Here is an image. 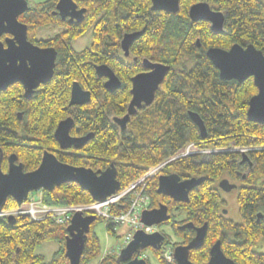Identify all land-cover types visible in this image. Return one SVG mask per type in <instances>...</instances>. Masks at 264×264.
<instances>
[{
	"label": "trees",
	"instance_id": "obj_1",
	"mask_svg": "<svg viewBox=\"0 0 264 264\" xmlns=\"http://www.w3.org/2000/svg\"><path fill=\"white\" fill-rule=\"evenodd\" d=\"M58 1L31 6L20 17L29 27V40L40 47H54L58 58L52 80L41 85L30 100L25 98L20 84L0 92V146L5 156L16 154L27 172L39 167L44 150L54 152L63 163L94 171L106 170L114 163L121 188H125L153 165L180 154L189 144L222 150L169 164L166 174L177 173L182 178L204 176L206 180L190 193L189 203H176L159 195L158 179L151 180L147 191L152 208L164 204L173 214L182 211L187 220L208 224L207 242L193 253L195 261L204 262L209 247L220 239L225 254L237 264H264V253L255 250L264 238V217L259 218L264 215V125L247 116L249 100L257 88L253 78L243 83L222 80L206 54L210 47L230 49L234 44H252L264 53V0H205L224 13V34L212 32L209 22H193L184 0L176 14L153 10L152 0H75L80 9H86L85 19L75 24L55 14ZM51 25L60 27L62 32L38 39L37 31ZM89 30L93 38L91 47L76 51L73 41ZM139 31L142 35L131 47V55L138 60H129L120 53L121 41L125 34ZM186 57L193 60L191 68L182 66ZM145 58L172 69L155 102L132 116L127 129L122 130L113 120L127 114L132 98L131 80L145 69ZM100 65H108L115 72L121 80L119 89L110 91L105 87V78L99 77L96 70ZM75 81L91 91L89 105L70 107ZM191 111L203 119L206 139L192 121ZM23 112L24 119L20 120ZM70 116L75 119L73 136L92 133L94 137L81 149L64 151L54 134L59 122ZM235 148L253 150L249 153L252 166L244 167L245 180L240 177L243 157L231 151ZM6 161L3 170H7ZM225 174L241 180L243 185L238 194L241 224L221 214L224 202L214 184ZM40 194L50 206L94 202L75 183ZM17 207V202L9 198L4 210ZM124 210L120 206L119 212ZM101 222L104 221L98 218L92 226L81 264H89L101 253V241L95 231ZM106 226L115 233L117 226ZM228 231L233 234L232 239L224 235ZM66 235V227L49 218L37 222L19 216L15 224H10L0 217V264H70L65 251ZM53 240L59 241L61 247L47 261L36 249ZM151 250L159 264H177L166 261L163 251ZM117 256L106 257L99 264H118Z\"/></svg>",
	"mask_w": 264,
	"mask_h": 264
},
{
	"label": "water",
	"instance_id": "obj_2",
	"mask_svg": "<svg viewBox=\"0 0 264 264\" xmlns=\"http://www.w3.org/2000/svg\"><path fill=\"white\" fill-rule=\"evenodd\" d=\"M153 10L176 14L180 10V0H152ZM27 0H0V92L7 91L15 84L25 88V97L31 99L40 85L49 83L55 72L58 52L54 47H40L29 40V27L20 21V17L30 10ZM86 9H80L75 0H59L55 14L62 20L75 24L85 19ZM192 21H206L211 24V31L224 34L225 15L215 11L207 2L195 4L190 9ZM142 32L127 33L121 45L125 56L130 55V47L140 38ZM6 36L4 39H2ZM200 47V41H198ZM208 58L218 69L220 78L225 81L235 80L239 83L253 78L257 93L248 103L247 116L250 121L264 125V53L254 45L242 46L234 44L230 49L210 47L206 52ZM146 72L132 78V99L128 112L124 117H115L114 122L126 130L132 116L144 107L151 106L160 87L164 84L172 67L164 63H155L149 59L143 60ZM99 77L107 78L105 87L116 91L121 87V81L108 65L96 68ZM92 102L91 91L85 90L78 81L73 82L70 97V107L86 106ZM22 115V114H21ZM192 121L200 129L203 139H206L207 128L201 116L191 111ZM75 126V119L70 116L59 122L55 139L61 150L83 148L94 135L75 137L71 134ZM4 151L0 146V214L3 212L7 200L13 198L19 207L25 204L31 193L53 191L67 183L78 184L82 190L88 192L94 202L103 203L110 196L121 189L118 171L114 163L106 170L94 171L85 167H75L61 162L54 152L44 150L39 167L31 172L25 171L23 163H17L18 157L11 155L9 169L4 172L2 163ZM248 155H243L242 163L248 161ZM206 177H192L185 180L179 174H165L158 179L157 193L170 197L176 203H189L190 193L200 186ZM220 187L230 192L237 188L228 179L220 182ZM264 215H259L263 218ZM171 219L169 207L161 204L159 207L146 210L142 214V222L147 226H161ZM98 221L95 215L85 216L77 213L71 224L66 228L65 240L66 257L70 264H81L88 235L92 226ZM10 224L16 223V218H9ZM186 227H192L187 225ZM208 226L197 228V236L187 246H177L174 249V259L177 264H195L190 261L191 250L204 245ZM165 235L161 232L148 234L138 230L133 240L124 247L117 257L118 264H149L140 258L147 249L161 251L165 242ZM208 264H237L227 257L221 248V241H217L211 249V259Z\"/></svg>",
	"mask_w": 264,
	"mask_h": 264
},
{
	"label": "built area",
	"instance_id": "obj_3",
	"mask_svg": "<svg viewBox=\"0 0 264 264\" xmlns=\"http://www.w3.org/2000/svg\"><path fill=\"white\" fill-rule=\"evenodd\" d=\"M250 148H235L231 151L248 153ZM220 152L222 150H215ZM209 150L202 151L194 144L187 145L184 150L168 161L160 163L149 168L137 181L128 187L121 188L118 193L110 196L105 202L98 203H79L64 206H50L43 202L41 196L30 197L21 207L3 210L0 214L1 218L9 220L11 217L26 216L33 221H43L51 219L56 225L68 227L73 217L77 213L85 216L95 215L104 219L107 223L115 226L127 225L129 230L124 237V243L127 246L138 230H143L148 234L159 232L156 225L147 226L142 222V214L146 210L152 209V198L148 193V187L154 178L160 176L166 167L180 158H186L199 153H208ZM120 206H124L125 210L120 211ZM123 208V207H122ZM174 249L172 244L163 247V257L168 262H173Z\"/></svg>",
	"mask_w": 264,
	"mask_h": 264
},
{
	"label": "rangeland",
	"instance_id": "obj_4",
	"mask_svg": "<svg viewBox=\"0 0 264 264\" xmlns=\"http://www.w3.org/2000/svg\"><path fill=\"white\" fill-rule=\"evenodd\" d=\"M30 4V6H36L37 4L44 3L48 0H27ZM62 29L58 26H48V27H42L37 31V38L38 39H48L50 37H54L57 34L61 33ZM92 31L89 30L87 33H85L83 36L79 37L78 39L74 40L72 43L73 48L76 51H82L86 48H90L92 45ZM192 59L186 57L184 59V62L182 66H190V68L193 66ZM201 149V148H200ZM202 151L206 149H201ZM201 156H205V153H201ZM234 181V180H233ZM219 182L216 183V186L219 187ZM235 182V181H234ZM215 186V187H216ZM221 197L223 201L225 202L223 204L222 212L227 211V217L234 221L236 224L242 223V217L240 215L239 210V204H238V194L239 189H234L231 192H224L220 190ZM31 197H39L41 196L40 192H35L30 194ZM182 211H175L174 215L181 216L183 214ZM177 216V217H178ZM160 232L163 234H166V236L171 237L170 241L172 243V246H174L178 241V238L175 237V234L173 232V229L169 225H161L159 226ZM129 228L127 225H119L117 226L115 233H111L107 230V226L105 222H101L95 227V231L98 234L100 241H101V253L100 255L91 261L89 264H99L104 258L109 256H115L116 254H119V252L126 247L124 243V237L126 233L128 232ZM165 236V237H166ZM61 244L57 240L46 242L40 246L37 247L36 252L42 256L47 261H51L54 257V254L60 249ZM175 247H177L175 245ZM255 250L259 253H264V238L259 242L258 246L255 248ZM144 257L147 258V261L150 264H159V261L157 257L154 255L152 250L149 248L145 250Z\"/></svg>",
	"mask_w": 264,
	"mask_h": 264
},
{
	"label": "flooded vegetation",
	"instance_id": "obj_5",
	"mask_svg": "<svg viewBox=\"0 0 264 264\" xmlns=\"http://www.w3.org/2000/svg\"><path fill=\"white\" fill-rule=\"evenodd\" d=\"M183 0H180V7H181V2H182ZM184 2L186 3V5H189V10H188V16H189V18H190V15H189V13H190V9H191V7L192 6H194L195 4H198V3H201V2H206L205 0H196V1H192V0H184ZM207 3H209V2H207ZM210 4V3H209ZM210 6H211V8L213 9V10H215V11H219V10H217L214 6H212L211 4H210ZM191 19V18H190ZM192 20V19H191ZM194 22V21H193ZM198 22V21H197ZM211 25V24H210ZM6 36H4L2 39H4ZM120 46H121V49H120V53L121 54H124V56H125V52L123 51V49H122V45L120 44ZM132 47V46H131ZM131 47H130V55L129 56H125L126 58H128L129 60H133V61H137L138 60V57H133L132 55H131ZM146 59V58H145ZM148 59V58H147ZM144 60V59H143ZM143 60H142V62H143ZM151 61V60H150ZM156 63V62H155ZM143 65H144V63H143ZM144 68H145V66H144ZM147 71V69L145 68L142 72H140V73H143V72H146ZM139 73V74H140ZM138 75V74H137ZM135 77V76H134ZM121 81V80H120ZM107 82V78H105V83ZM131 82H132V80H131ZM21 85V84H20ZM41 86V85H40ZM39 86V87H40ZM163 86V85H162ZM162 86L160 87V90L162 89ZM22 87H23V89H24V96H25V88H24V86L22 85ZM38 87V88H39ZM132 87H133V84H132ZM37 88V89H38ZM36 89V90H37ZM35 90V91H36ZM132 90V89H131ZM159 90V91H160ZM158 91V92H159ZM35 93V92H34ZM132 94V93H131ZM158 94V93H157ZM33 96V95H32ZM26 98V97H25ZM32 98V97H31ZM156 98H157V96H156ZM27 99V98H26ZM132 99V98H131ZM27 100H30V99H27ZM156 100V99H155ZM155 102V101H154ZM21 114V113H20ZM24 112L22 113V115H20V120H23L24 118ZM55 135V134H54ZM86 136V135H85ZM75 137H83V136H75ZM206 150H209L210 152H208V153H206L205 155H210V154H212V153H218L217 151H215L216 149L214 148V149H206ZM251 151H253V150H250L248 153H244L243 155H248V158H249V160L248 161H246V162H244V163H241L242 164V166H243V172H241L240 173V175H243V176H240L241 177V179L242 180H245L246 179V174H244V167L245 166H248V165H250V166H252V163H251V160H250V156H249V153L251 152ZM234 153L236 152V151H233ZM236 153H239V154H241V156L243 157V155H242V153H240V152H236ZM199 154H201V153H199ZM199 154H196L197 156H200ZM11 155H16V154H10V155H8L7 157L5 156V153H4V160H3V163H2V169H3V164H4V161H5V159L7 160L6 162H7V170H3L4 172H7L8 171V169H9V158H10V156ZM17 156V155H16ZM6 157V158H5ZM18 157V156H17ZM203 157V156H202ZM181 159V158H180ZM17 163H22V162H19V159H18V161H17ZM166 173L165 172H163L161 175H165ZM167 174H173V173H167ZM177 174V173H176ZM160 175V176H161ZM160 176H158V177H156L157 179H159V177ZM192 177H196V176H190V177H188V178H192ZM155 179V178H154ZM183 180H185V179H187V178H182ZM224 179H228L229 181H230V183L231 184H236L237 185V188L236 189H239L240 190V188L243 186L242 185V183H241V180H235L234 178H232L230 175H228V174H225V175H223V176H221L216 182H215V186H216V183L218 182V181H222V180H224ZM235 182H234V181ZM220 182H219V187H217L216 186V188L218 189V191H219V193H220V190H222V191H224V192H227V191H225V190H223L221 187H220ZM234 190V189H233ZM193 191V190H192ZM191 191V192H192ZM231 192V191H230ZM221 195V194H220ZM161 196H164V195H161ZM31 197V195H29V198ZM165 197H167V196H165ZM28 198V199H29ZM168 198H170V197H168ZM222 201H223V199H222ZM224 202V201H223ZM225 203V202H224ZM159 207V206H158ZM157 208V207H156ZM223 208V207H222ZM222 208H221V214H222V216H225V217H227V211H224V212H222ZM153 209V208H152ZM169 214L171 215V219L167 222V223H164L163 225H169V226H171V228L173 229V232H174V234H175V237L176 238H178V241L177 242H175L176 244V246H187V245H189V243H191L192 242V240L197 236V228H200V227H202L203 225H205V224H207V223H205V224H203V225H201V224H198V223H196L195 221H193V220H187V218H186V216L184 215V213H181V214H183V215H181V216H176V215H174L173 213H171L170 212V210H169ZM176 217V218H173V217ZM102 219V218H101ZM229 219V218H228ZM106 224H107V222L104 220V219H102ZM192 224V227H186L187 225H191ZM207 226H208V224H207ZM67 228V227H66ZM158 228H159V226H158ZM159 230H160V228H159ZM177 230V231H176ZM160 232V231H159ZM178 232V233H177ZM166 235V234H165ZM224 235L225 236H227V237H229L230 239H232L233 238V234L230 232V231H228V232H226V233H224ZM207 236H208V230H207V234H206V237H205V242H204V245H205V243L207 242ZM166 238L167 239H172L171 237H169V236H166ZM217 241H221L220 239L218 240H216V242ZM168 242V244L166 245V246H168L170 243H172L170 240H168L167 241ZM216 242H214L210 247H209V254H208V257H207V259L204 261V262H197V261H195V256H193V253L194 252H198L200 249H202L203 247H204V245L201 247V248H199V249H195V250H191L190 251V253H189V259H190V261L191 262H193V263H195V264H208L209 263V261H210V259H211V249H212V247L215 245V243ZM165 243H166V239H165V242H164V246H165ZM223 242L221 241V248H222V250H223V244H222ZM175 245H174V247H175ZM163 246V247H164ZM176 248V247H175ZM161 251H163V248L161 249ZM145 252V251H144ZM144 252H142V254L140 255V258H142V259H147L146 257H144L145 255H144ZM224 252V251H223ZM225 253V252H224ZM119 255V254H118ZM226 255V254H225ZM227 256V255H226ZM118 257V256H117ZM228 257V256H227ZM147 261V260H146ZM175 261V260H174ZM148 262V261H147ZM176 262V261H175ZM149 263V262H148Z\"/></svg>",
	"mask_w": 264,
	"mask_h": 264
},
{
	"label": "bare ground",
	"instance_id": "obj_6",
	"mask_svg": "<svg viewBox=\"0 0 264 264\" xmlns=\"http://www.w3.org/2000/svg\"><path fill=\"white\" fill-rule=\"evenodd\" d=\"M230 82V81H229ZM150 145V144H149ZM243 155V154H242ZM6 158V157H5ZM21 159V158H20ZM6 160V159H5ZM154 166V165H153ZM186 173V172H185ZM218 178V177H217ZM155 182V181H154ZM158 196V195H157ZM171 200V199H170ZM239 200V199H238ZM160 201V200H159ZM200 205V204H199ZM185 207V206H184ZM188 207V206H187ZM202 210V208H201ZM161 252V251H160ZM147 260V259H146Z\"/></svg>",
	"mask_w": 264,
	"mask_h": 264
}]
</instances>
